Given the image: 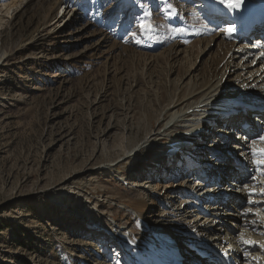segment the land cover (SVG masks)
Here are the masks:
<instances>
[{"label":"rangeland","instance_id":"1","mask_svg":"<svg viewBox=\"0 0 264 264\" xmlns=\"http://www.w3.org/2000/svg\"><path fill=\"white\" fill-rule=\"evenodd\" d=\"M84 1L87 8L80 18L86 33L63 23L59 28L67 35L64 39L50 32L49 38L31 43L50 0L44 7L35 3L18 12L12 19L14 27L4 36L6 46L15 50L0 65L4 106L0 110V264H131L128 254L143 255L154 248L149 242L151 231L156 236L159 231L172 234L174 244L182 249L191 239L187 233L191 227L179 220L177 212L170 216L181 193L193 184L188 172L194 165L184 162L186 153L180 156L179 151L173 156H179L176 160L169 159L164 151L174 146V140L167 138L154 139L152 147L142 146L129 157L123 152L149 127L159 128L163 122L156 120L159 110L181 82H189L183 75L190 63L187 58L194 62L189 70L199 65L196 69L201 66L206 71L220 55L202 40L201 32L195 35L188 28L192 22L202 23L205 13L196 1L187 0L181 5L162 0L156 6L148 0L130 4L117 0L122 7L113 11L109 8L116 0ZM172 6L174 23H165L169 17L164 9ZM147 22L157 28L149 37L143 31ZM177 42L187 50L175 60L170 52ZM224 86L223 100L240 95L241 88L234 92L235 87ZM201 143L207 147V142ZM161 181L186 182L189 187L170 186L168 193L174 197L166 205L152 192L154 183ZM146 184L152 186L145 188ZM137 195L145 205L150 199L157 201L144 210L146 218L155 213L148 223L157 224L156 229L144 231L142 218L136 217L140 224L135 219L129 201ZM106 219L130 230L131 239L137 241L102 235L100 226ZM133 243L134 248L129 246ZM197 258L202 257L197 256L196 262Z\"/></svg>","mask_w":264,"mask_h":264},{"label":"bare ground","instance_id":"2","mask_svg":"<svg viewBox=\"0 0 264 264\" xmlns=\"http://www.w3.org/2000/svg\"><path fill=\"white\" fill-rule=\"evenodd\" d=\"M49 1L0 0V65L7 62L9 55L14 53L15 50V47L8 48L4 42V36L14 27L12 19L15 18V15L20 11L24 13L35 3L40 4V7H44ZM127 1L123 0L124 3H127ZM148 1L151 2L152 6H156L161 5L162 0ZM187 1H196L197 5L195 4V6H198L200 12L205 13V19L202 23L199 22L200 24L195 25V22H192L188 28L195 35L201 32L203 34L202 40L208 41L207 46L213 49L215 47L220 55L215 57L214 63L208 65L206 71L201 70V66L196 69L199 65L189 70L194 62L190 57L187 58L190 63L188 71L183 75L189 78L190 83L181 82L176 94L174 91L159 110L156 120L163 121L159 128L154 130V128L149 127V131L145 132L147 134L140 141L127 147L123 155L129 157L130 154H136L142 146L152 147L154 139L167 138L168 140H174L171 143L174 144L173 147L175 148V151L172 152L174 153L173 156L185 149L183 152L186 153L184 162L194 165L196 171L194 170L191 175L193 184L186 193H181L182 196H179L174 208H172L178 210L179 220L191 227V229H187V233H191V239L183 247V249L185 248L184 253H182V257L185 259L183 264H264V164L257 163V161L264 160V153L261 152V150H264V140L260 139L261 136H264V55H262L264 54V30L246 37L236 27V13L233 10L239 9V7L228 8L226 4L220 3V0ZM175 3L181 5L183 0H177ZM247 4H249V7L253 6L262 10L264 0H240V6L243 9L247 8ZM115 6L122 7V4H119L116 0L109 9L113 11ZM86 8V1L84 0H53L47 14L38 24L35 35L29 39L30 42L35 44V42L45 40L46 37L49 38L50 32H57L64 39L67 35L60 29L61 27L59 28L63 23L69 24V29L79 30L82 34L86 33L87 27H85V22L81 23L80 18V15L85 14ZM174 10V6L164 9L163 13L169 17L165 23H174ZM107 14L108 16L112 15L110 12ZM258 20L264 22L262 18H258ZM148 25L149 23L146 25V31L149 36L151 31L147 30ZM216 26H219L220 29L217 30ZM152 27L150 29L152 31L157 29ZM228 28L234 29L238 34L229 35L227 33ZM101 32V37L107 39L104 32ZM152 33L150 35H153ZM208 36H210L209 39ZM210 42H212V46H210ZM186 50L183 45L177 42L171 46L170 58L176 60L178 58L176 56ZM225 83L231 89L235 87L233 88L234 91L241 88L240 95L244 91H251L258 98V103L262 106L258 105L261 110H254L255 105L250 104L248 100H242V102L235 103L234 108L238 109L236 114L224 110L219 113L218 106L228 107V105H222L221 102L224 95L220 92L223 87L226 89ZM1 103L0 110L4 107ZM249 113L257 117L252 118L253 123L250 125L253 129L246 132L247 136L246 138L242 137V142L236 140V138L231 139L230 129L240 128V122L247 121ZM223 126L227 128H223ZM176 128H181L178 133L173 132ZM223 140L228 142L229 146L238 149L239 153L235 151L234 155L238 160L233 161L232 154L230 156L232 161L225 162L224 157L226 155L217 157L214 148L215 146L221 147L224 144ZM185 141L187 144L184 143ZM201 142H207V147L204 148ZM231 142L234 144L231 145ZM203 153L204 157H202ZM194 160L197 163H192ZM203 161L211 163V167L208 168ZM104 166L108 169L111 168L110 163H105ZM237 167L240 173L237 172ZM203 168L212 173L222 171L226 178L222 176L215 183L202 187L203 183H200L198 178L205 173ZM176 169L177 166H172V170ZM169 181H161L160 185L153 182L156 190H152V192L155 191L160 195L158 201L163 199V204L166 205H170L174 197L171 194L172 192L168 193V188L170 186L177 188L178 186L179 188L182 185L184 186L183 183L173 184ZM219 184L224 189L219 188ZM131 186L135 187L136 185ZM151 186L146 184L144 187L149 188ZM161 189L166 194L160 193ZM221 189L227 195L217 197L216 193ZM61 192H65V189L63 188ZM235 193L237 195L233 196ZM191 198L195 200L193 201L195 202V208H191V206H189V209L184 208L186 207L185 204L189 205L186 202ZM211 199H213V202L209 204L208 202ZM144 201L137 195L129 203H132V207L136 210L134 211L135 219L136 217L142 218V222L148 227V230H154L157 228V224L152 226L148 222H152L155 213L149 212L148 218H146L144 210L150 209L152 205L157 204V201L154 202L150 199L147 205ZM181 205L182 209H178ZM92 206L95 207V205ZM225 208H229V210L226 211ZM96 211L102 215L103 211L98 209ZM97 218L98 216L94 217L92 221L95 222ZM156 221L158 220L156 219ZM159 221H162V219H159ZM115 222L106 219L100 227H107L106 229H109L111 233H108L109 236L116 237L117 241L128 239L134 242L135 240L131 239L130 230L118 228V224ZM151 233L154 237H158L156 231H151ZM101 234L104 235L102 232ZM149 242L153 243L154 246H151L154 248L146 249L143 255L133 256V254H128L131 264H157V257L162 256L163 250L155 244V239H152L151 236ZM189 246H191V250H189ZM145 254L148 256H145ZM197 256L202 257L197 258L200 259L198 262L195 261ZM213 260H217V262L213 263Z\"/></svg>","mask_w":264,"mask_h":264},{"label":"snow or ice","instance_id":"3","mask_svg":"<svg viewBox=\"0 0 264 264\" xmlns=\"http://www.w3.org/2000/svg\"><path fill=\"white\" fill-rule=\"evenodd\" d=\"M220 3L226 4V6L228 8H238L240 6V0H220ZM233 31H234V29H232V28L227 29V33L229 35H231ZM262 55H264V54H262ZM260 139L264 140V136H261ZM261 152L264 153V150H261ZM257 163L264 164V160L257 161Z\"/></svg>","mask_w":264,"mask_h":264}]
</instances>
